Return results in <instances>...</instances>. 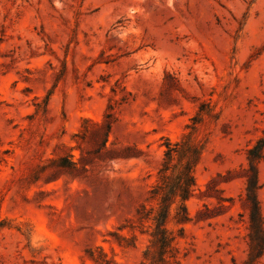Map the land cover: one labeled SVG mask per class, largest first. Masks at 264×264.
<instances>
[{"label": "rangeland", "instance_id": "1", "mask_svg": "<svg viewBox=\"0 0 264 264\" xmlns=\"http://www.w3.org/2000/svg\"><path fill=\"white\" fill-rule=\"evenodd\" d=\"M109 104L108 147L138 151L102 163L75 136ZM194 119L205 150L179 264H243L242 168L264 134V0H0V264H141L148 237L136 231L127 248L113 234L131 237L118 228L156 184L164 140ZM77 142L87 177L51 179L52 160L80 158ZM259 178L264 218V160Z\"/></svg>", "mask_w": 264, "mask_h": 264}, {"label": "trees", "instance_id": "2", "mask_svg": "<svg viewBox=\"0 0 264 264\" xmlns=\"http://www.w3.org/2000/svg\"><path fill=\"white\" fill-rule=\"evenodd\" d=\"M193 121V125L188 126L191 131L184 134L180 141L173 143L168 138L164 140L163 145L166 149L156 184L149 191L146 202L137 208L135 215L118 228V231L130 229L131 237L127 238L118 232L113 234L119 245L127 248L135 247L136 231L148 237V245L143 251L141 264L180 263L178 239L185 237V225L192 221L187 202L195 195L197 188L195 169L205 150L204 144L193 139L198 120L194 119ZM117 122L116 107L109 104L101 122L85 119L83 129L75 137L81 138L83 141L92 140L95 147L94 155L99 162L127 159L132 156L124 153L138 150L130 147L115 148L114 144L112 147H108L110 135ZM89 126L92 130H88ZM77 143L76 149L81 151L80 158L73 161L71 160L72 156L69 155L52 160L51 163L55 170L49 174L51 179L52 177L58 179L64 175L71 179L87 177L88 162L83 155L80 142ZM246 160L247 166L242 168L241 176L245 180L242 207L248 214L249 232L247 234V259L243 264H258L264 257V218L258 199V192L261 188L259 166L264 160V134L247 149ZM209 188H211V183L208 185ZM207 192L203 193L204 196L207 195ZM229 201L233 203L232 199ZM222 202L223 200L219 201L220 208L228 209L229 206ZM208 212L210 213L209 207L204 205V209L197 213V219H205L202 217ZM172 221L179 226L176 232L168 226ZM88 255L95 260L91 250H88Z\"/></svg>", "mask_w": 264, "mask_h": 264}]
</instances>
